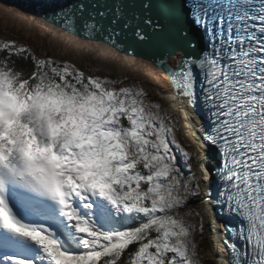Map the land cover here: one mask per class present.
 Instances as JSON below:
<instances>
[{"label": "snow or ice", "instance_id": "6c2138e0", "mask_svg": "<svg viewBox=\"0 0 264 264\" xmlns=\"http://www.w3.org/2000/svg\"><path fill=\"white\" fill-rule=\"evenodd\" d=\"M44 19L120 51L123 30L166 36L152 63L219 159L203 182L140 82L0 39V264H201L200 204L227 221L223 264H264V0H81Z\"/></svg>", "mask_w": 264, "mask_h": 264}, {"label": "rangeland", "instance_id": "374dc122", "mask_svg": "<svg viewBox=\"0 0 264 264\" xmlns=\"http://www.w3.org/2000/svg\"><path fill=\"white\" fill-rule=\"evenodd\" d=\"M17 19L18 18L14 17L11 13L0 8V39L16 40L19 43L26 44L32 48L37 55H41L43 50L48 56H52L59 60L71 61L83 70L88 71L90 74L110 76L113 79L127 77V84L140 82L144 87V90L148 93L150 99L159 102L176 121L177 138L188 149V151L195 154L198 160L195 166V172L202 180L201 170L205 169L202 163L207 159L206 147L196 130L192 131L190 124L186 122L187 117L184 114L185 112H183L186 110H184L185 108H183V105L180 103L182 107L178 106L176 100L175 102L172 101V103H164V99L166 97L168 98V95L160 93L156 82L149 77L148 73L134 65L126 67V64L119 61L106 60L102 58L101 55L92 51L78 52L73 49L67 41L61 40L59 42V40L53 39L52 35L43 29L45 27L42 26L43 28H41L34 25L27 26ZM130 63L138 64L135 62ZM142 67L144 66L142 65ZM94 69H98V71H93ZM203 178L204 180L206 179L205 176ZM205 181L207 182V179ZM201 189L203 192V183ZM197 203H200V201H197ZM200 207L204 213L205 224L202 237L199 232H197L195 236V239L199 244L198 258L200 259L201 264H223V261L218 254H216L219 240L217 238V233L214 231L215 218L217 217L215 209L208 204H200Z\"/></svg>", "mask_w": 264, "mask_h": 264}, {"label": "bare ground", "instance_id": "6f19581e", "mask_svg": "<svg viewBox=\"0 0 264 264\" xmlns=\"http://www.w3.org/2000/svg\"><path fill=\"white\" fill-rule=\"evenodd\" d=\"M23 1L24 0H0V4H1L0 8H2L5 11L14 15V17L18 18L17 20H20L22 22V24H24V25H27V26L28 25L29 26L34 25V26H38L41 28L45 27L43 29L46 30L48 33H50L52 35L53 39H55V40L57 39V40H59V42L61 40L67 41L72 46V48L77 50L78 52L92 51L96 54L101 55V57L106 59V60H113V61L116 60V61H119L121 63H124V64H126L125 65L126 67L129 65H134L136 67H139L140 69H142L146 73H148L149 77L156 82V85L158 86V89H159L161 94L168 95L169 99L167 97H166L167 100L165 97H164L165 99L163 98L164 103H172V101L175 102V100H176L178 102V106L182 107V105H183V108H185L184 110H186V111H183V112H185V113L191 112V109H189L187 107V105L185 106L184 104L181 103L180 98H178V97L174 98L173 92H172V87H171L170 82L168 81L167 76L163 73L162 70L156 68L155 65L152 63V58L157 57L160 54H158V55H147V53L144 50H139L137 53H135L134 49H127V51H120L119 49L113 48L111 45H106L103 41H93L89 44L88 42L84 41L83 37L73 38V37H71V34L64 33L63 30L60 29L58 26L49 25L47 23V21L44 18L46 16H50L51 14L48 13L46 10L42 9L41 7H39L36 4L31 3L30 1H28L27 4H24ZM105 50H108L107 55L105 54ZM168 51H171V50H168ZM168 51H165L163 53H167ZM130 53H133V54L130 55ZM179 60H180V55L178 53H176V54H174V58L169 59V63L172 64L173 66H176L178 64ZM129 61L135 62L138 64H133V63H130ZM142 65L144 67H142ZM177 102H176V104H177ZM188 120H189V117H187V119H186L187 123H189ZM191 120H192V125H190L192 128L191 130L195 131L197 122L199 120L196 117V115H194L193 113L191 114ZM196 132L200 136V139H201L202 136L200 135V133L197 130H196ZM205 150L207 151V155L205 152L207 159H206V161L204 160L202 165L204 166V168L208 169V165H211L215 161V159L213 160V156H211V158L209 157V155L214 154L212 152V149L207 150V148H205ZM201 171H202L201 172L202 181L207 183L205 181L206 179L204 180V178H203L205 176L204 170H201ZM205 178H206V176H205ZM222 224H224V221L222 219L221 220L216 219V221L214 223V226H215L214 231H215V233H217V238L219 240V244L217 247L216 254H218L220 259L222 257L226 258L228 255L227 251L225 250V247L222 244L223 237L220 235L222 230H221V227L219 229V226ZM210 255H212V254H210Z\"/></svg>", "mask_w": 264, "mask_h": 264}, {"label": "water", "instance_id": "95a60500", "mask_svg": "<svg viewBox=\"0 0 264 264\" xmlns=\"http://www.w3.org/2000/svg\"><path fill=\"white\" fill-rule=\"evenodd\" d=\"M30 1L33 4L38 5L42 9L46 10L51 15L57 12L59 9L67 7L69 4H77L81 2V0H24L23 3L27 4ZM89 7L91 6V2H95V0H83ZM142 0H129L130 4L139 5ZM138 11V7L136 9ZM141 27H144L141 25ZM145 31L148 34V39L146 41H139L137 37L134 35L133 29L123 30L120 37L119 43L121 44L122 48L125 49H134L135 53L139 50H144L147 55H158L165 51L171 50L170 45L166 43L167 37L164 35H157L152 33L145 27ZM189 39L196 43L197 47L195 49H189L190 52L196 54L203 48V37L201 34L196 33L195 31L190 35ZM187 41H185V44ZM185 106L187 105L186 102L183 103ZM194 115H197L193 113ZM200 117V116H199ZM213 147V146H212ZM214 151V156L219 159L218 153L215 147L212 148ZM212 186H215V180H213Z\"/></svg>", "mask_w": 264, "mask_h": 264}, {"label": "trees", "instance_id": "16d2710c", "mask_svg": "<svg viewBox=\"0 0 264 264\" xmlns=\"http://www.w3.org/2000/svg\"><path fill=\"white\" fill-rule=\"evenodd\" d=\"M3 53H0V55H2ZM17 66L20 68H23L25 70L30 69V64L28 62H25L23 60H17Z\"/></svg>", "mask_w": 264, "mask_h": 264}]
</instances>
